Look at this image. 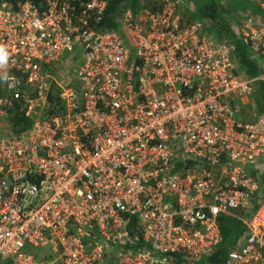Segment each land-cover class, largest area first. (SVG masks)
I'll return each instance as SVG.
<instances>
[{"label":"built area","instance_id":"2783aa9c","mask_svg":"<svg viewBox=\"0 0 264 264\" xmlns=\"http://www.w3.org/2000/svg\"><path fill=\"white\" fill-rule=\"evenodd\" d=\"M109 1L0 2V264L205 263L225 218L246 230L226 264H264V115L235 118L264 76L237 77L187 0L121 9V36L96 30ZM257 7L236 34L264 70Z\"/></svg>","mask_w":264,"mask_h":264},{"label":"trees","instance_id":"16d2710c","mask_svg":"<svg viewBox=\"0 0 264 264\" xmlns=\"http://www.w3.org/2000/svg\"><path fill=\"white\" fill-rule=\"evenodd\" d=\"M8 2L16 10L18 5L25 2H31L37 7L43 6V0H0ZM88 0H83L87 2ZM158 0H147L145 4L137 0H110L104 13L102 22L96 27L98 31H109L121 36V29L117 23L119 12L129 9L134 15L140 14L145 9L154 10ZM253 9L252 16H260L258 5ZM184 15L189 22L202 24L206 34L213 40L221 44H231L234 46V74L242 79H257L264 76V70L261 67L260 60L256 59L238 40L236 34L238 23H231L225 18L224 7L218 3V0H187ZM253 94L249 100L250 109L256 117L264 115V82L257 81L254 84ZM50 100L52 98L50 97ZM9 124L14 135L17 131H22L30 127L32 121L24 116H11ZM262 200V199H261ZM255 211L259 209L254 205ZM130 234L136 232V220L131 221ZM246 235L244 227L235 219L225 218L221 225L222 242L218 251L208 258L203 264H226L228 254L238 245ZM188 264L186 261L178 260L177 264Z\"/></svg>","mask_w":264,"mask_h":264},{"label":"rangeland","instance_id":"374dc122","mask_svg":"<svg viewBox=\"0 0 264 264\" xmlns=\"http://www.w3.org/2000/svg\"><path fill=\"white\" fill-rule=\"evenodd\" d=\"M218 3L224 7V15L227 20L231 23H240L242 24L247 17H250L253 14V9L256 6V0H218ZM256 15V14H255ZM72 57V58H70ZM64 56L63 61L69 63L73 68H78L80 65V55L71 54ZM77 64V65H76ZM250 100V99H249ZM250 102L246 105L238 104L236 107V120L241 122H253L256 119L255 114L250 109ZM1 125H8L6 120L0 121ZM7 137L6 132L3 128H0V140ZM257 179L259 184L264 190V166H262L261 171L257 174ZM262 206H264V199L262 200ZM188 264H202L197 263L193 260H187Z\"/></svg>","mask_w":264,"mask_h":264},{"label":"clouds","instance_id":"9594fccd","mask_svg":"<svg viewBox=\"0 0 264 264\" xmlns=\"http://www.w3.org/2000/svg\"><path fill=\"white\" fill-rule=\"evenodd\" d=\"M6 57L4 55H0V60L5 59Z\"/></svg>","mask_w":264,"mask_h":264},{"label":"crops","instance_id":"0c3cea01","mask_svg":"<svg viewBox=\"0 0 264 264\" xmlns=\"http://www.w3.org/2000/svg\"><path fill=\"white\" fill-rule=\"evenodd\" d=\"M262 165L264 164V162L261 163Z\"/></svg>","mask_w":264,"mask_h":264}]
</instances>
